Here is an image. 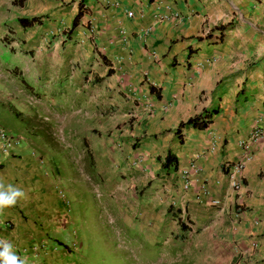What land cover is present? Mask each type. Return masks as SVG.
<instances>
[{
    "label": "crops",
    "instance_id": "1",
    "mask_svg": "<svg viewBox=\"0 0 264 264\" xmlns=\"http://www.w3.org/2000/svg\"><path fill=\"white\" fill-rule=\"evenodd\" d=\"M70 1L51 0L50 7L72 20L79 0L67 5ZM81 1L85 13L72 30L79 28L82 50L74 53L78 80L82 89L95 87L91 99L111 109L121 124L113 134L123 151L117 162L124 163L137 186L148 180L143 201L151 211L170 201L178 217L189 206L219 209L234 231L237 264H264V138L238 173L237 190L230 187L226 168L237 159V141L252 125L258 122L264 130V0ZM223 26L215 39L216 28ZM55 46L59 74L73 49L65 42ZM103 98L109 99L102 104L98 99ZM203 110L211 114L205 129L185 126L174 134L179 123ZM168 152L176 168L164 172L160 163ZM15 156L0 155V182L21 188L25 198L0 213V235L5 236L2 224L9 221L15 239H47L46 226L55 230L69 220L57 190L64 191L70 206L72 200L58 189L61 182L49 175L54 170L45 159L23 147ZM182 171L189 174L186 190ZM212 199L219 206H211ZM169 210L170 205L164 209ZM29 224L35 228H26ZM39 253L49 255L47 247Z\"/></svg>",
    "mask_w": 264,
    "mask_h": 264
},
{
    "label": "rangeland",
    "instance_id": "2",
    "mask_svg": "<svg viewBox=\"0 0 264 264\" xmlns=\"http://www.w3.org/2000/svg\"><path fill=\"white\" fill-rule=\"evenodd\" d=\"M12 1L0 0V128L19 137L27 153L53 166L49 175L57 176L58 189L66 190L72 202L67 224L45 227L47 250L52 249L48 256L39 253L42 249L38 256L17 250V245L27 248L30 236L15 239L9 221L2 225L0 240L13 244L26 264H237L234 231L219 209L189 206L178 217L170 201L158 211L143 201L148 180L137 186L124 163L117 162L123 151L113 134L121 124L111 109L93 100L95 87L82 89L78 80L79 28L72 31L66 14L53 13L51 0L20 6ZM32 16L45 20L28 29L16 22ZM58 42L70 44L73 57L56 74ZM108 99L98 100L104 104Z\"/></svg>",
    "mask_w": 264,
    "mask_h": 264
},
{
    "label": "built area",
    "instance_id": "3",
    "mask_svg": "<svg viewBox=\"0 0 264 264\" xmlns=\"http://www.w3.org/2000/svg\"><path fill=\"white\" fill-rule=\"evenodd\" d=\"M214 37L215 35L219 36L220 33L215 32L213 33ZM215 39H217L215 37ZM258 122H255L252 127L250 128L248 134L244 139H241L237 141V149H238V157L237 159L231 163L230 165H227V178L230 183V187L233 190L238 189V182H237V175L238 173L243 169L246 163H248L253 156V148L254 146L264 138V130L258 126ZM21 145V139L17 136H14L13 134L6 133L0 128V155L4 158L13 156L16 151L20 148ZM182 189L186 190L188 188L189 184V174L187 171H182ZM200 193L202 195L206 194V189L201 188ZM60 197H63V194L60 193ZM220 202L216 199L210 200V205L213 207L219 206ZM67 205V203H66ZM44 243H37V245H33L31 247V251L35 254H37V251L44 247Z\"/></svg>",
    "mask_w": 264,
    "mask_h": 264
},
{
    "label": "trees",
    "instance_id": "4",
    "mask_svg": "<svg viewBox=\"0 0 264 264\" xmlns=\"http://www.w3.org/2000/svg\"><path fill=\"white\" fill-rule=\"evenodd\" d=\"M23 2H24V0H14V1H12V4L20 6ZM83 13H85V9L83 7L82 1L79 0L78 4H77V12L73 16L71 23H70L71 29H74L79 24V19L81 18ZM44 20H45L44 16H32V17H18L16 19V22L22 29H28V28H32L33 26H36V25L40 26L41 24H43ZM225 28H226L225 26L218 27V28H216V30H218V32L221 35L223 33V31L225 30ZM208 36H210V34H208ZM100 58H101V60H104L102 56ZM110 73H111V71L107 72V74H110ZM19 82L22 83L26 88H30L22 78H19ZM149 92L153 93V94L155 93L156 96L158 97V93L155 92V88H153L152 86L149 87ZM15 116H17V115H15ZM210 122H211V114L208 111L203 110L199 114L193 116L192 118H189L188 120L179 123L178 126L176 127V129L174 130V134L176 136H179L182 128L185 126H190V127L197 129V130H203L208 126V124ZM83 142H85V140ZM85 144L88 145V142L86 141ZM17 151H16V153H17ZM16 153L11 157H16L15 156ZM160 168L164 172L169 171V169H171L172 171L175 170V168H176L175 157L173 155H171L169 152L166 153L162 162L160 163ZM65 198H66V196H65ZM61 202L63 204L64 211L68 212L69 207H67V205H65L62 200H61ZM168 212H170V210ZM179 228L182 230H185V228L182 224L179 226ZM48 239H49L48 237H47V239L45 238V240H48ZM33 241H35V239L33 236H31L29 239L28 245L26 244L27 248L24 249L25 252L29 251V253L32 254L31 247L34 245Z\"/></svg>",
    "mask_w": 264,
    "mask_h": 264
},
{
    "label": "clouds",
    "instance_id": "5",
    "mask_svg": "<svg viewBox=\"0 0 264 264\" xmlns=\"http://www.w3.org/2000/svg\"><path fill=\"white\" fill-rule=\"evenodd\" d=\"M60 193L63 194V197H60ZM57 194L59 199L63 201V203L67 207H70L69 202L64 197V191L57 190ZM25 198V192L19 188L15 187L13 185H5L4 183L0 182V213H3L5 209L14 207L17 202L21 199ZM5 224H2L4 226L8 225V222H4ZM48 240H45V238L38 240L37 243H44V247L41 248L42 251L45 250L46 242ZM40 250V249H39ZM38 250V251H39ZM52 251V249H50ZM22 252H25L24 249H21ZM37 251V252H38ZM40 252V251H39ZM33 253V252H32ZM39 253L35 254V256H38ZM0 264H26L25 260L22 259L20 256L16 254L14 251V245L8 242L7 240H0Z\"/></svg>",
    "mask_w": 264,
    "mask_h": 264
},
{
    "label": "flooded vegetation",
    "instance_id": "6",
    "mask_svg": "<svg viewBox=\"0 0 264 264\" xmlns=\"http://www.w3.org/2000/svg\"><path fill=\"white\" fill-rule=\"evenodd\" d=\"M52 251L51 250H47V253L50 254Z\"/></svg>",
    "mask_w": 264,
    "mask_h": 264
}]
</instances>
